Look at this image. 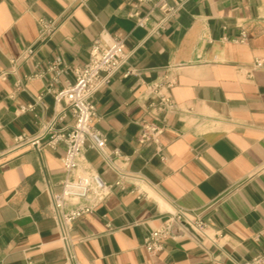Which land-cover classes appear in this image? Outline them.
I'll list each match as a JSON object with an SVG mask.
<instances>
[{"label": "crops", "instance_id": "crops-1", "mask_svg": "<svg viewBox=\"0 0 264 264\" xmlns=\"http://www.w3.org/2000/svg\"><path fill=\"white\" fill-rule=\"evenodd\" d=\"M137 2L0 0V264H70L47 194L62 191L66 146L46 139L39 151L19 149L15 138L49 124L70 130L55 93L74 83L95 40L115 37L131 56L94 95V127L127 162L118 175L85 148L82 166L112 188L73 224L76 261L254 264L264 253V67L253 69L264 60V0H186L156 35L160 13L139 27L129 14L150 7ZM39 19L58 26L48 41L39 39ZM243 30L246 42H236ZM162 82L172 83L181 111L163 123L159 151L138 137L151 120L149 87ZM177 208L209 222L202 239L169 240L149 254L144 239Z\"/></svg>", "mask_w": 264, "mask_h": 264}, {"label": "built area", "instance_id": "built-area-1", "mask_svg": "<svg viewBox=\"0 0 264 264\" xmlns=\"http://www.w3.org/2000/svg\"><path fill=\"white\" fill-rule=\"evenodd\" d=\"M186 0H138L137 4H147L149 12L141 16L138 11L131 12L130 18L136 25L145 27L149 16L154 12L160 13V18L151 28L149 35L159 34L165 28L169 19L175 17ZM39 39L50 40L58 30L56 22L39 19ZM247 32L242 31L241 37L236 42L244 43ZM29 54H32L29 51ZM131 53L124 47V38L115 37L110 41L97 39L94 41L89 61L75 71V81L63 90L55 93L57 103L65 102L73 118V125L68 132H56L53 125L49 124L43 132L30 137L25 134L15 138L14 148H32L37 151L43 147V141L48 139L46 145L55 148L59 143L66 146L63 159L67 177L62 182V191L54 193L47 190L53 218L56 222L60 241L67 255V262L79 264L73 254L74 243L71 238L73 224L84 216L93 214L111 192L112 185L106 183L91 167L82 166L84 150L89 147L98 152L103 161L118 175L123 172L122 161L118 150L107 147V139L94 127L97 119V109L92 102L94 95L104 86L111 83L117 72L127 64ZM264 67V60L256 59L253 69ZM172 86L171 82L156 83L149 87L153 97L151 120L141 122V133L138 142L142 146L155 145L159 151L162 149L161 138L165 129L163 123L167 116L181 111L179 105L172 99L167 91ZM31 107V106H30ZM25 108H22L24 111ZM117 184H121L119 180ZM209 222L201 216L177 208L170 212L161 225L153 230L143 242L149 254L163 250L165 242L177 241L183 238L202 239L203 233L208 228ZM264 262V253L254 259V264Z\"/></svg>", "mask_w": 264, "mask_h": 264}]
</instances>
